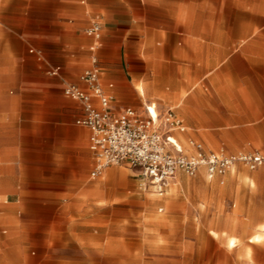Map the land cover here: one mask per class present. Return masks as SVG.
<instances>
[{"label":"rangeland","instance_id":"obj_1","mask_svg":"<svg viewBox=\"0 0 264 264\" xmlns=\"http://www.w3.org/2000/svg\"><path fill=\"white\" fill-rule=\"evenodd\" d=\"M207 10L187 6L186 0H165L159 7L158 0H114L102 11H89L100 19L86 18L84 32L95 22L115 33L111 49L103 38L102 50L117 56L127 81L134 74L139 77L146 96L139 97L136 92V109L155 106L161 117L170 110L187 114L194 87L184 84L172 95L171 84L177 77L183 83L193 78L194 64L189 60L193 52L180 49L177 59L169 33L188 26L201 29L203 24L188 20ZM158 31L162 32L160 38ZM4 41L0 40V114H18L20 108L61 114L58 99L44 106L40 102L26 104L29 100L42 101L44 93H24L17 87L2 54ZM184 41L180 39V43ZM11 42L22 57L21 45ZM20 66L26 74L27 61ZM160 83L165 85L158 93ZM197 88L208 93L201 83ZM200 98L189 106L201 109ZM236 106L241 107L242 114H250L242 111L250 108V103ZM67 111L77 114L69 105ZM175 136L183 149L191 147L193 151L185 152L188 155L194 154L190 138L204 141L211 151L224 147L187 128L183 133L176 131ZM228 137L232 141L237 138ZM238 146L236 142L224 152L264 153L259 144L249 142L242 149ZM95 167L92 163L87 174L74 182L49 184L52 196L48 198H6L0 194V264H264V166L249 170L239 164L233 172L212 179L205 170L195 177L181 173L164 196L156 194L134 168L108 166L93 178Z\"/></svg>","mask_w":264,"mask_h":264},{"label":"crops","instance_id":"obj_2","mask_svg":"<svg viewBox=\"0 0 264 264\" xmlns=\"http://www.w3.org/2000/svg\"><path fill=\"white\" fill-rule=\"evenodd\" d=\"M193 1L186 0V5L208 8L188 20L190 24H203L201 29L188 26L183 31H171L169 37L174 40L171 45L177 59L180 49L193 52L189 60L194 64L195 75L187 83L177 77L171 86L172 95L178 94L184 84L194 87L193 96L188 93V104L199 102L201 96L202 106L197 109L188 105L187 114L170 111L177 119L186 120L187 124L181 120L185 130L224 146L211 151L204 141L190 138V144L200 143L207 151H225L236 142L240 149L249 142L264 148V0ZM113 4L114 0H0V40H5L2 54L11 66L8 70L24 93H44L42 101L29 100L26 104L40 102L44 106L51 99H58L63 108L61 114H49V109L40 113L22 108L18 114H0V194L6 198L51 197L49 184L74 182L87 174L92 163L97 165L89 148L90 131L76 124L83 115L82 107L64 94L68 85L86 89L81 76L91 66L93 57L98 59L101 81L112 97L114 110L136 109V92L139 97L146 96L139 77L134 74L127 81L118 67L117 56L108 52L115 34L111 28L100 24L104 37L95 51L92 48L97 42L87 33L95 22L84 32L86 18L100 19L98 14L90 15L91 9L97 13ZM164 4L165 0H158V7ZM160 37L162 32L158 31ZM103 38L108 49L102 50ZM180 39L186 41L180 43ZM11 40L21 45L22 57ZM25 61L26 74L20 66ZM54 69H60V74L53 76ZM198 81L208 93L197 88ZM163 85L158 84V93ZM141 88L144 94L139 92ZM47 89L53 93H45ZM19 99L21 105L22 96ZM239 103H250V108H242L250 114H242L241 107L236 106ZM68 105L77 114H68ZM146 107L151 106L137 110L145 112ZM236 118L247 120L234 121ZM229 135L237 136L236 141ZM173 136L183 149L175 132ZM184 149V153L193 151L191 147Z\"/></svg>","mask_w":264,"mask_h":264},{"label":"built area","instance_id":"obj_3","mask_svg":"<svg viewBox=\"0 0 264 264\" xmlns=\"http://www.w3.org/2000/svg\"><path fill=\"white\" fill-rule=\"evenodd\" d=\"M87 33L97 42L92 48L95 51L102 39V26L94 23ZM51 74L59 75L60 69L52 70ZM81 80L86 89L68 85L64 94L82 107L83 115L76 124L90 131L89 148L97 161L91 175L93 178L108 166H128L136 169L156 194L164 196L171 182L181 173L195 177L205 170L212 179L233 172L239 164L249 170L264 166L262 152H207L202 144L192 142L194 154L184 153L173 141V133L184 132L185 126L172 111L161 117L154 115L151 107H146L145 112L133 108L114 110L112 97L103 87L96 57H93Z\"/></svg>","mask_w":264,"mask_h":264},{"label":"bare ground","instance_id":"obj_4","mask_svg":"<svg viewBox=\"0 0 264 264\" xmlns=\"http://www.w3.org/2000/svg\"><path fill=\"white\" fill-rule=\"evenodd\" d=\"M141 94H144V90L141 88L140 91H139ZM151 111L154 115H158V112L157 110L154 108V107H151ZM173 141L175 142V144L178 146V144L176 143V141L174 140L173 138ZM179 147V146H178ZM181 148V147H180Z\"/></svg>","mask_w":264,"mask_h":264}]
</instances>
